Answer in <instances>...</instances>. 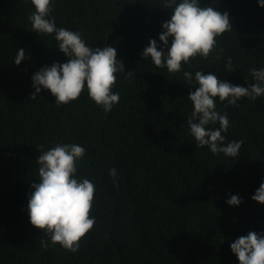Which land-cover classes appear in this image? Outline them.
I'll use <instances>...</instances> for the list:
<instances>
[{
    "label": "trees",
    "instance_id": "16d2710c",
    "mask_svg": "<svg viewBox=\"0 0 264 264\" xmlns=\"http://www.w3.org/2000/svg\"><path fill=\"white\" fill-rule=\"evenodd\" d=\"M210 2L229 14L232 30L216 38L207 59L190 58L183 70L215 71L246 87L249 69L264 67V8L257 0H200ZM32 11L28 0H0V264H239L229 244L264 232V204L251 199L264 177V96L227 108L217 98L230 120L225 143L243 144L237 159L213 154L188 131L195 87L183 70L169 73L141 57L170 18L162 0H56L57 27L80 31L89 46L116 47L132 74H117L120 100L107 114L86 91L60 106L45 89L33 99L31 76L66 57L53 35L32 31ZM20 48L27 59L16 65ZM228 57L234 72L225 69ZM56 143L85 147L78 175L95 184L96 220L75 253L52 244L26 210L41 146ZM233 194L242 197L239 206L225 203Z\"/></svg>",
    "mask_w": 264,
    "mask_h": 264
},
{
    "label": "clouds",
    "instance_id": "9594fccd",
    "mask_svg": "<svg viewBox=\"0 0 264 264\" xmlns=\"http://www.w3.org/2000/svg\"><path fill=\"white\" fill-rule=\"evenodd\" d=\"M34 11L28 16L32 31L39 35H53L55 47L66 60L44 65L31 76L35 93L48 90L55 97L57 106L76 100L86 91L88 97L107 114L120 100V93L113 91L118 73L126 72L123 62L117 58V49L108 46H89L80 31L57 27L51 15L56 0H28ZM163 7L170 9V18L161 24L162 31L157 39H149L141 52L144 60H149L158 68L169 73H178L183 65H190V58L207 59L217 45V37L231 31L227 12L221 13L216 7L201 6L200 0H162ZM257 6L264 8V0H257ZM159 41V43H158ZM27 59L24 48L17 49L13 63L19 65ZM225 69L234 72L232 58L225 61ZM129 76L132 71L126 72ZM252 82L247 86L231 84L218 77L215 71L197 70L194 73L183 70L187 85L195 87L189 91L187 99L192 111L187 118V127L196 144L207 146L213 154H224L237 159L240 156L242 140L226 141L230 127L227 112L217 110L219 102L237 106L241 98L252 101L264 96V67L249 69ZM249 81L247 77L244 78ZM218 125V126H216ZM86 149L77 143H56L41 151L36 162L39 179L31 184L27 194L26 210L29 223L43 230L52 244H59L65 250L78 251L80 239L93 227L95 216L90 215L95 193V184L78 175V165ZM115 180L117 169H109ZM251 199L264 204V177ZM242 197L231 195L225 203L239 206ZM42 247H48L41 240ZM230 251L239 264H264V232L249 231L229 244Z\"/></svg>",
    "mask_w": 264,
    "mask_h": 264
}]
</instances>
